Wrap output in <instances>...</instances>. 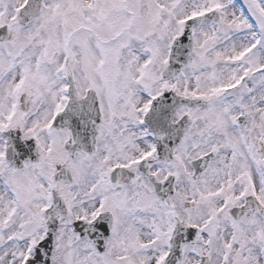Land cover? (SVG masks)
Instances as JSON below:
<instances>
[{"label":"snow or ice","instance_id":"1","mask_svg":"<svg viewBox=\"0 0 264 264\" xmlns=\"http://www.w3.org/2000/svg\"><path fill=\"white\" fill-rule=\"evenodd\" d=\"M0 264H264V0H0Z\"/></svg>","mask_w":264,"mask_h":264}]
</instances>
